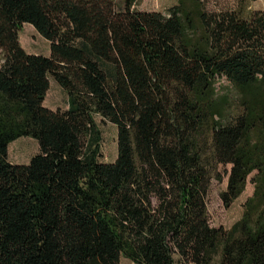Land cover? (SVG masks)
<instances>
[{"label":"trees","instance_id":"trees-1","mask_svg":"<svg viewBox=\"0 0 264 264\" xmlns=\"http://www.w3.org/2000/svg\"><path fill=\"white\" fill-rule=\"evenodd\" d=\"M136 1L0 0V264H264V9ZM25 22L50 54L21 44ZM52 77L66 108L44 102ZM20 136L39 142L28 162L9 159ZM224 173L226 206L253 173L229 228L208 211Z\"/></svg>","mask_w":264,"mask_h":264},{"label":"rangeland","instance_id":"rangeland-1","mask_svg":"<svg viewBox=\"0 0 264 264\" xmlns=\"http://www.w3.org/2000/svg\"><path fill=\"white\" fill-rule=\"evenodd\" d=\"M177 0H137L135 6L140 9H161L165 10L169 5L175 3ZM224 1V0H219ZM249 6L264 9V0H250ZM21 44L30 52H40L50 54V40L44 37L33 24L25 22L20 30ZM0 62H1V48H0ZM217 88L223 91L227 87L235 94L231 83L226 77L222 76L217 81ZM45 104L52 108H66L68 106L67 91L52 77L51 86L45 98ZM97 122L100 129L98 145L100 147L99 158L101 160H113L117 156V126L109 120H102L97 116ZM39 142L36 138L31 136H20L9 144V159L14 162H28L30 157L39 151ZM228 169L230 165H227ZM224 169L223 165L220 166ZM253 173L248 176V181L245 190L237 197L229 206L224 204L221 197V190L226 188L228 175L223 174V179L218 180L213 178L208 192V211L209 218L212 225H223L224 227H231L243 214L244 202L246 198L252 194L254 185L251 181ZM177 264H184L179 260L176 254ZM120 264H133V261L121 255ZM187 264H196L189 261ZM219 264V259L213 262Z\"/></svg>","mask_w":264,"mask_h":264},{"label":"clouds","instance_id":"clouds-1","mask_svg":"<svg viewBox=\"0 0 264 264\" xmlns=\"http://www.w3.org/2000/svg\"><path fill=\"white\" fill-rule=\"evenodd\" d=\"M258 10H259V9L254 8V7H251V6L248 7V11H249V12H255V11H258ZM229 11H230V12H235L236 9H235V8H229Z\"/></svg>","mask_w":264,"mask_h":264}]
</instances>
